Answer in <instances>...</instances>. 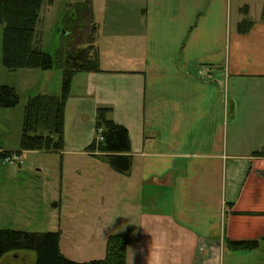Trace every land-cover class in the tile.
I'll return each mask as SVG.
<instances>
[{"label":"crops","instance_id":"crops-1","mask_svg":"<svg viewBox=\"0 0 264 264\" xmlns=\"http://www.w3.org/2000/svg\"><path fill=\"white\" fill-rule=\"evenodd\" d=\"M92 7L100 70L73 80L61 154L97 171L105 160L87 148L100 107L127 128L133 164L116 184L131 194L122 223L127 264H264V215L236 214L264 213V0H92ZM52 70L19 69L22 83L11 85L20 98L21 89L30 93L25 101L52 94V86L58 95ZM248 239L259 247L227 243ZM27 252L0 264L27 256L34 264Z\"/></svg>","mask_w":264,"mask_h":264},{"label":"rangeland","instance_id":"rangeland-1","mask_svg":"<svg viewBox=\"0 0 264 264\" xmlns=\"http://www.w3.org/2000/svg\"><path fill=\"white\" fill-rule=\"evenodd\" d=\"M75 1L44 0L36 28V36L42 41L36 47L41 51L55 56L59 48L70 45L64 18ZM82 46L87 47L84 43ZM52 75V81L62 83L61 68L55 67ZM20 82L19 72L0 64V83L12 86ZM54 89L52 86V94H56ZM20 93L21 102L16 108L0 107L3 150L20 149L25 97L30 94L24 89ZM81 162L59 152L39 151H27L19 160L2 162L0 229L31 233L61 231V252L68 259L83 263L104 258L107 237L126 232L122 223L127 221L131 209V194L125 195L121 185L118 189L116 184L124 176L111 170L107 161L99 162L97 171L88 165L82 167L83 171L78 167ZM82 207L86 212L81 213ZM31 260L33 256H27L9 259L6 264H31Z\"/></svg>","mask_w":264,"mask_h":264},{"label":"trees","instance_id":"trees-1","mask_svg":"<svg viewBox=\"0 0 264 264\" xmlns=\"http://www.w3.org/2000/svg\"><path fill=\"white\" fill-rule=\"evenodd\" d=\"M43 3L44 0H0V64L10 71L22 68L46 71L55 67L63 71L60 94L41 93L27 99L20 149L10 151L0 148V164L9 157H21L25 151L63 152L65 107L71 95L73 80L81 72L100 70L99 57L92 48L95 32L92 0L70 4L64 18L70 45L59 48L55 56L34 45ZM82 43L87 47L79 45ZM19 103L17 90L0 83V107L12 109ZM95 129L96 137L87 151L98 153L113 170L128 175L133 157L127 128L111 118V108L100 107L97 110ZM236 214L264 215L262 212ZM127 242L125 235H110L104 258L81 263L68 259L61 252V231L31 233L0 229V261L11 252L34 251V264H127ZM227 243L236 251L259 247L258 239L228 240Z\"/></svg>","mask_w":264,"mask_h":264},{"label":"built area","instance_id":"built-area-1","mask_svg":"<svg viewBox=\"0 0 264 264\" xmlns=\"http://www.w3.org/2000/svg\"><path fill=\"white\" fill-rule=\"evenodd\" d=\"M261 153L264 154V148L261 150ZM19 159H20V158H19L18 156H14V157H9V158H7L5 161H7V162H12V161L19 160ZM20 162H22V161H20Z\"/></svg>","mask_w":264,"mask_h":264}]
</instances>
